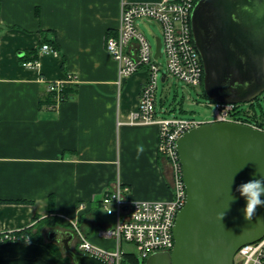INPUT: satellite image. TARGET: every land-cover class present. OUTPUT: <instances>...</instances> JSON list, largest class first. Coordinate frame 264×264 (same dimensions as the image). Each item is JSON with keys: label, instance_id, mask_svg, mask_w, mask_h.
Wrapping results in <instances>:
<instances>
[{"label": "crops", "instance_id": "crops-1", "mask_svg": "<svg viewBox=\"0 0 264 264\" xmlns=\"http://www.w3.org/2000/svg\"><path fill=\"white\" fill-rule=\"evenodd\" d=\"M121 2L0 0V232L36 231L52 214L60 230L63 217L77 220L94 245L113 249L99 235L112 225L98 205L106 187L120 180L134 200L171 199L158 128L124 124L147 73L117 84L105 39L117 33ZM44 37L57 39L58 54L24 67L20 57ZM58 81L66 82V99L44 101Z\"/></svg>", "mask_w": 264, "mask_h": 264}, {"label": "water", "instance_id": "water-1", "mask_svg": "<svg viewBox=\"0 0 264 264\" xmlns=\"http://www.w3.org/2000/svg\"><path fill=\"white\" fill-rule=\"evenodd\" d=\"M191 25L211 101L245 104L264 93V0H199ZM161 47L157 38L156 59ZM177 152L187 197L173 228L175 245L145 264H234L242 247L264 238V207L246 219L247 202L237 191L264 178V132L231 122L205 124L185 133ZM66 235L64 250L72 263L45 244L11 241L0 245V264H107L75 252L73 234Z\"/></svg>", "mask_w": 264, "mask_h": 264}, {"label": "built area", "instance_id": "built-area-1", "mask_svg": "<svg viewBox=\"0 0 264 264\" xmlns=\"http://www.w3.org/2000/svg\"><path fill=\"white\" fill-rule=\"evenodd\" d=\"M198 1L121 2L117 33L107 35L105 39L106 52L118 65L117 84L121 88L133 75L140 71L147 73L139 104L124 124L158 128V155L170 168L172 197L168 201L134 200L130 197V188L120 180L109 185L103 191L98 205L107 215L115 218V223L101 229L99 235L105 240H115V248L103 249L94 245L77 220L63 217L74 235L78 253L98 257L107 264H122L125 255L121 248L123 241L134 243L144 260L155 253L171 252L175 245L173 228L177 214L186 204L187 197L177 152L178 140L194 128L216 122L247 125L264 132V123L260 120L250 121L252 112L241 108L242 104L213 103L214 116L206 120L160 117L156 111L161 69L155 58L156 48L140 31L137 21L155 20L161 24V56L166 58L169 75L187 85L200 87L204 80V67L191 25L192 12ZM48 54L57 55L58 51L44 43L39 51V59L22 65L37 68L40 57ZM163 75L166 81L167 75ZM69 79L72 80L71 77ZM65 84V81H58L48 86V91L55 94L56 103L63 101ZM121 124L120 122L119 125ZM79 208L83 210L85 205L81 204ZM24 231L25 229L1 231L0 245L11 241H29L30 237ZM234 264H264V238L242 247L235 256Z\"/></svg>", "mask_w": 264, "mask_h": 264}, {"label": "rangeland", "instance_id": "rangeland-1", "mask_svg": "<svg viewBox=\"0 0 264 264\" xmlns=\"http://www.w3.org/2000/svg\"><path fill=\"white\" fill-rule=\"evenodd\" d=\"M137 25L140 31L152 43L153 47L156 48V39L162 38L163 36L161 24L155 20H138ZM157 65L161 69L156 94V111L160 117L177 116L183 118H196L200 120L213 118V103L206 98L202 87L187 85L177 78L169 75L167 61L164 55L157 59ZM163 74L167 75V80L165 82L162 81ZM260 100V104L256 102V110L260 116H264V95H262ZM241 108L248 111L252 109V107L247 103L242 104ZM100 217L105 222H110L111 224L115 223V218L107 215L103 209L100 210ZM58 226L59 225L50 223L44 225L41 231L43 238L45 243H52L49 239V234L51 232L54 234L58 232L56 235L57 239L53 241V243L57 244L60 257L71 261V258H69L63 250V244L61 243L60 236V232L62 230H60ZM60 226L61 229L65 228L62 224H60ZM113 242L115 248L116 242L115 240ZM121 248L125 254L135 256L136 259H138L137 264H144V259L142 258L138 247L134 243L123 241ZM108 249H110V246H108Z\"/></svg>", "mask_w": 264, "mask_h": 264}, {"label": "trees", "instance_id": "trees-1", "mask_svg": "<svg viewBox=\"0 0 264 264\" xmlns=\"http://www.w3.org/2000/svg\"><path fill=\"white\" fill-rule=\"evenodd\" d=\"M108 35H110V34H108ZM44 43L50 44L57 51L59 50V47H58L59 45H58L56 38L49 39L47 37H44L43 42L41 43V45L38 48L26 50L24 52L23 56L20 57V62L24 63V62L35 61V60L39 59V51H40L41 46ZM200 87H202L203 93L206 96L205 91H204V80L202 81V84ZM262 95H264V93ZM262 95H260L255 100H253L252 102L247 103V104H249V106L252 107V109L250 110L252 112V116L250 117V121L260 120L261 123L263 124L264 123V116L263 115L260 116L256 110V102H258L260 104V101H261L260 99H261ZM62 98H63V100L66 99V89H64L62 92ZM206 98L208 100H210L207 96H206ZM54 100H55V94L54 93H49L48 96L44 99V101H54ZM211 102L214 103L213 101H211ZM22 203H25V201H22ZM49 223L59 225L57 219L54 218L52 216V214H50L46 219L43 220V222L41 221L39 223L36 231H34L33 228H26L24 231V234L26 236L30 237L29 241L40 243V244H45L56 256L60 257L59 250L57 248V244H55L53 242L52 243H45V240L43 238V234L41 232L43 226L46 224H49ZM63 226L65 228L66 227L69 228V225L66 224V222L63 223ZM137 263H138V259H136L135 256L130 255V254L124 255L122 264H137ZM145 263H146V259L144 260V264Z\"/></svg>", "mask_w": 264, "mask_h": 264}, {"label": "clouds", "instance_id": "clouds-1", "mask_svg": "<svg viewBox=\"0 0 264 264\" xmlns=\"http://www.w3.org/2000/svg\"><path fill=\"white\" fill-rule=\"evenodd\" d=\"M237 191L247 202L244 209L246 219L250 218L258 207H264V198H262L261 195L264 193V178L255 177L247 182H244L237 187ZM234 199L235 197L233 200ZM220 215L222 218L225 215V212Z\"/></svg>", "mask_w": 264, "mask_h": 264}, {"label": "flooded vegetation", "instance_id": "flooded-vegetation-1", "mask_svg": "<svg viewBox=\"0 0 264 264\" xmlns=\"http://www.w3.org/2000/svg\"><path fill=\"white\" fill-rule=\"evenodd\" d=\"M63 231H61L60 232V236H61V243L63 244V250H64V240H66V239H68V236L66 235V233L67 232H70V233H72L68 228H63L62 229ZM58 233V232H57ZM57 233H50L49 234V239H50V241H55L56 239H57ZM73 234V233H72ZM51 237V238H50ZM73 237H74V235H73ZM72 241H75V239L73 238V240ZM72 241H70V243L72 242ZM72 247V246H71ZM73 248V250L75 251V252H77V250H76V247H72ZM65 251V250H64ZM66 253V252H65ZM61 258V257H60ZM70 258V257H69ZM66 262H68V263H72V261H70L69 259H64Z\"/></svg>", "mask_w": 264, "mask_h": 264}]
</instances>
